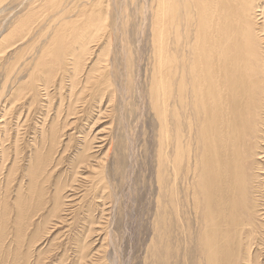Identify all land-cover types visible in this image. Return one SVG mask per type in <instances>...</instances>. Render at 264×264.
<instances>
[{"label":"bare ground","instance_id":"6f19581e","mask_svg":"<svg viewBox=\"0 0 264 264\" xmlns=\"http://www.w3.org/2000/svg\"><path fill=\"white\" fill-rule=\"evenodd\" d=\"M4 1L0 0V14L11 11L10 8L15 3L21 5L27 1V5L32 8L37 0H7L10 1L7 4ZM61 1L45 0L44 6L52 15L47 16L49 20L43 28L33 33L35 45L41 43L52 46L50 52L54 54L55 65L61 63L60 77L68 75L70 78V96H73V91L80 85V76L84 75L82 86L93 84L94 87L102 84L112 97L113 83L109 65L100 63L103 60L99 58L109 52L112 33L110 29L107 31L106 9L99 10L101 8L97 9V6L103 4L105 7L108 0H72L65 5ZM151 8L153 14L148 21H151L149 30L156 56V74L153 76L151 97L160 122V167L157 169V184L162 195L161 200L156 201L158 203L153 221L154 234L157 235L155 242L154 239L151 241V245L154 244L153 259L156 260V255L163 251L159 259L167 264H264V161L259 157L264 153V0H154ZM69 10L76 11L83 17L71 20L69 13L72 11ZM29 12L33 23L38 18V13L31 10ZM26 17L27 13L23 19L19 16L11 20L8 29L0 35V75L4 79L3 85L12 82L22 68L31 70L32 64L38 63V56L44 55L45 45L39 47L36 55L27 60L25 56L29 53H26L28 46L20 44L17 47L15 44L23 41L30 32V26L24 24ZM100 39L105 41V52L97 53V62L95 60L93 66L86 70L84 65L87 59L82 62V57L90 49L89 44L93 41L98 45ZM11 47L13 50L15 47L17 49L8 56L6 49ZM92 50L94 49L89 50L88 57ZM70 63L72 67L66 68ZM12 83L10 93L15 100L9 99L1 107L3 110L0 114V204H3L2 195L11 183L20 180L14 189L18 193L14 206L18 216L16 229L21 225L22 230L16 233L15 238L21 235L25 240L22 244L23 256L18 264H36L39 257L30 261V250L36 240L32 241L33 235L26 232L31 223L25 220L42 207L41 202L46 194L44 184L50 177L53 178V172L61 163L54 162L53 159L56 145L60 143L58 131L66 134V129L71 126L68 116L75 112L70 106L72 102L68 103L67 110L63 106V111L64 99L61 97V109L53 118L50 116L52 109L48 107L52 101L48 82L42 83V89L32 79L27 84H17V88L13 87L15 81ZM24 84V87H31L33 104L40 102L37 100L39 96L42 98L46 95L47 103L44 105L48 108L40 124V132H30L33 134V142L30 144L25 141V134L30 136L26 122L33 115L32 108L28 109L21 124L22 111L16 115L17 108L25 107L21 101L25 97L20 100L15 92L20 91ZM61 85L62 80L60 87ZM75 93L77 96L78 92ZM55 118L57 121L59 118L60 121L63 120L61 127L58 128ZM22 129L24 133L21 134ZM55 132L58 135L54 137ZM90 141H85L84 144L88 142L89 145H84L81 148L83 151L80 149L77 152V162L75 161V165L71 164V171L69 170L72 176L81 175L75 171L76 167L81 171H87L100 163L103 167L104 161L95 162L94 156L88 153L97 142L93 137ZM97 145L94 152L102 148L101 144ZM24 148L28 149V159L24 157ZM25 161L27 164L23 168ZM102 172L103 168L98 171L100 176L97 177V182L95 176H90L88 188L94 198L103 189L102 179L105 176L102 177ZM25 179L27 183L22 185ZM66 184L57 178L53 188L55 194L51 198L52 206L48 208L46 219L57 217L56 214L64 211L62 207L64 197H67L64 196ZM29 199L31 202L36 201L30 204L31 211L28 213L25 212L24 205H27ZM3 201L5 202L4 198ZM5 205L6 203L0 205V245L6 235L3 219L8 211L4 207L10 208ZM38 218L41 219L42 216L39 215ZM184 245L188 249L185 248L184 253L179 255ZM149 249L151 250V246ZM76 250V263L80 264L87 255L81 253L79 246ZM93 262L95 263L94 260ZM11 264H17V260L14 259Z\"/></svg>","mask_w":264,"mask_h":264},{"label":"rangeland","instance_id":"374dc122","mask_svg":"<svg viewBox=\"0 0 264 264\" xmlns=\"http://www.w3.org/2000/svg\"><path fill=\"white\" fill-rule=\"evenodd\" d=\"M71 1L72 0H62L61 3L65 5ZM9 2L10 1L7 0L4 1L5 4ZM44 4L45 0H37L32 4V8H30V5H27V1L21 5L15 3L14 5L16 6L14 7L13 5V7L10 8L11 11H4L3 14H0V25L3 28H0L1 35L4 33L5 29H8L7 27L13 20L17 17L19 18V16L23 19L27 13L24 24L30 26V32L23 41L21 40L15 43L17 47L22 44L28 46L26 53L28 51L29 53L25 56L27 60L36 55L35 52H37L39 47L45 45L44 48H46L44 55L38 56V63L36 65L32 64L31 70L22 68V70H24H21L20 73L13 78L12 82L15 81L16 83L13 87L17 88V84L19 85L21 82L27 84L32 79L34 84L42 89V83L48 82L50 84L48 92H50L49 96H51L50 99L52 101L51 106L48 107L52 109V114H50V116L53 118L57 111L61 109L59 106L61 97L64 99L62 102L63 111L65 110L64 107L67 110L68 103L72 102L70 106L73 107L72 111L75 112V114H70L68 116V121L71 123V126L70 128H65L68 130H65L66 134L61 132V130L58 131V140L60 143L56 145L57 149L53 155V157L55 156L53 159L54 162L59 161L61 163H59L56 171L53 172V178L50 177V180L44 184L46 194L41 202L42 207L32 214V217L29 218L27 216L25 220L31 223L29 226L30 229L28 227L26 232L33 235L34 239L32 241L36 240L33 242V247H31L30 250V261H33L35 257H39L37 258L36 264H75L78 260L76 249L79 246L81 253L83 252L87 255L85 260L89 263L83 260L85 264H151L153 262L156 264H167L165 261L159 259L163 255V251L161 254L156 255V260L153 259L152 247L154 244L152 243L151 245L152 239H156L157 236L154 234L155 228L153 222L155 221L154 217L157 209L156 205L158 203H156V201H160L162 198L161 190L159 189L160 186L157 184V169L160 167V122L158 121L156 110L153 108V99L151 97L153 76L156 74V56H154V42H152L151 30H149L151 28V24L149 26L151 21H148V19H151V15L153 14V8L151 7H153L154 0H108L107 7H104L103 4H98L97 6V9L101 8L99 10L106 9L108 14L107 31L110 29L112 33V38L110 39L112 45H109V52L104 55V57L103 55L99 56V58L103 60L100 63L104 62V65L106 63L109 65L110 79L113 83L112 97L110 96L111 93L109 95L108 90L105 89L102 84L95 85L94 87H92L93 84H91L87 86L89 88L85 87V84L82 86L84 75L82 77L80 76L82 81L80 79V85L73 91V96H70L71 91H68L70 87V78L67 77L68 75H61L60 77L61 63L58 65L59 67L55 65L56 61L54 59V54L50 52L52 46L49 45L51 46L49 47L46 44L41 45V43L35 45L32 38L33 33L43 28V25L48 22L49 18L47 20V16L50 17L52 15V13L46 10ZM88 8L89 7H86V9ZM30 10L38 13V18L34 21L35 23H32V17H29ZM69 11L71 12L72 10ZM79 14L80 13L76 11H72L69 13L70 19L75 20L76 18L79 19V17L82 18L83 16ZM142 14L145 18H143ZM147 15L150 18H148ZM27 18H30V20ZM113 33H115V37ZM47 34L48 33H46V35ZM102 39H100L101 41L98 45L93 41V43L91 42L89 44L90 49L93 48L94 50H92L91 56L88 57L89 49L82 57V62L87 59L84 69L86 68V70H88L93 66L95 60L97 62V53L101 52L102 54V52H105L103 49L105 41ZM7 41L8 43L10 42L9 39ZM12 48L13 47L10 48L11 50L6 49L8 56L11 55V51L13 52L17 49L16 47L14 50ZM8 59L11 58L8 57ZM29 66H31V64ZM70 66L72 67L71 63L67 65L66 68H71ZM63 68H65L64 64ZM82 73L83 71L81 74ZM96 74L99 76L98 73ZM62 76H64L63 79ZM53 78L54 81L56 80L55 83ZM61 80L63 85L60 87ZM98 80L100 83V78ZM12 82L5 83L6 86L3 85L4 79L0 75V114L3 110L1 108L3 105H6L10 100H15L13 98L14 96L10 93L12 91ZM25 84L22 85L23 88L20 91L15 92L13 90L16 93L15 96L20 98V100L25 97L21 100L24 102L25 107H22V109L17 108L18 111L16 115L22 111L23 117L21 116V121L19 123L21 124L24 120V116L27 115L28 109L31 107L33 115H31L30 120L26 122L28 133L35 130L40 132L39 129H41L42 126L40 124H42L44 113L48 109L47 105H44L47 103V100H45L46 95L44 96L45 98H40L39 96L37 100L40 102L33 104L31 101V87H24ZM75 92H78V97ZM39 98L44 100H40ZM109 98H112L110 102H108ZM6 99H8V101H6ZM20 100L19 102H21ZM14 102L18 103V101ZM13 121V123L16 122L15 118H13ZM55 121V123L58 124V128L62 126L63 120L60 121L59 118L57 121V118H55ZM12 122L11 124H13ZM20 131L21 134L24 133L23 129ZM58 132H55L54 137L58 135ZM61 133L62 136H60ZM25 136L26 142H29V144L33 142V134L30 133V138L26 134ZM91 137L95 138L97 142L94 143V148H92L91 151L88 150V153L94 156L93 161L102 160V163L104 161L103 167L101 163L93 166L95 162H92L93 164L91 166H93V168L87 169V171H81L80 168L76 167L75 171L79 172L81 175L76 176L74 172H72L75 175L72 176L71 172H69L70 166L71 164H76L77 152H79L84 145H89L88 142H91ZM85 141H88L86 142L87 144H84ZM97 144H101L102 148L100 151L94 152L97 150L95 147ZM27 150L28 149L24 148L23 154L24 157L28 159L29 152ZM81 150L83 151V149ZM259 157L264 161V153L260 154ZM26 164L27 161L23 164V168H25L24 166ZM102 168L103 172H105V174L102 172V177L105 176L102 179L103 183L101 182L103 184V189L102 192L98 195L96 194L97 196L95 195L96 197L94 198L91 192H89L91 189L88 188V184L91 181L90 176H95L97 179V177L100 176L98 171H102ZM94 171H96V173ZM160 172L162 173V170H160ZM57 178L67 183V186L64 188L66 190L64 196H67L64 197L63 200L62 210L64 211L56 214L57 217L53 216L46 219L48 208L52 206L51 198L53 194H55V189L53 188ZM24 181L22 185L27 183V179ZM97 181L98 179L95 182ZM18 183H20V180L11 183L6 193L2 195L5 202L3 198L1 199L2 203H6L10 208L4 207L8 212L3 219V223L6 226V235L4 239L2 237L3 240L0 245V264H11L14 259L17 260L18 264L20 258L23 256L21 252L24 250L22 244L25 239H22L21 235H19L17 239L15 238L16 233L22 230L21 225L16 229V226H18L16 223L18 216L16 207L14 206V199L17 197L16 195H18L17 191L14 189L17 187ZM68 186L71 187L69 188ZM74 188L79 191H75ZM28 201L27 205L29 207L24 205V210L29 213L31 211L30 204L34 203L36 200H32L31 202L29 199ZM65 203L67 205H65ZM39 215L45 218H41V221V219L38 218ZM86 223H88V226H86ZM85 226L87 228H85ZM150 246L151 250L149 249ZM185 248V245L181 247L179 255L184 253ZM38 253L40 254L38 255ZM149 260L151 261L149 262ZM152 260L154 261L152 262ZM83 261L80 264H83Z\"/></svg>","mask_w":264,"mask_h":264}]
</instances>
